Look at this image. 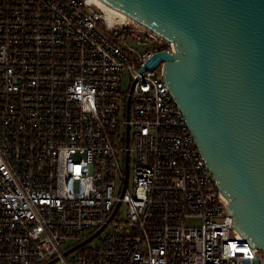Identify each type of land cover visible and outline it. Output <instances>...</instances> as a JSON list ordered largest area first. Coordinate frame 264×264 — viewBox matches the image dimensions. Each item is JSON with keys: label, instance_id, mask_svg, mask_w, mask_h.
Wrapping results in <instances>:
<instances>
[{"label": "built area", "instance_id": "obj_1", "mask_svg": "<svg viewBox=\"0 0 264 264\" xmlns=\"http://www.w3.org/2000/svg\"><path fill=\"white\" fill-rule=\"evenodd\" d=\"M165 49L93 0H0V264H262L148 67Z\"/></svg>", "mask_w": 264, "mask_h": 264}, {"label": "water", "instance_id": "obj_2", "mask_svg": "<svg viewBox=\"0 0 264 264\" xmlns=\"http://www.w3.org/2000/svg\"><path fill=\"white\" fill-rule=\"evenodd\" d=\"M103 1L174 42L148 67L164 61L235 228L264 253V0Z\"/></svg>", "mask_w": 264, "mask_h": 264}, {"label": "rangeland", "instance_id": "obj_3", "mask_svg": "<svg viewBox=\"0 0 264 264\" xmlns=\"http://www.w3.org/2000/svg\"><path fill=\"white\" fill-rule=\"evenodd\" d=\"M131 42H132L133 46L138 47L141 51L144 50L143 46L137 44L133 39H131ZM152 47H154V45H152ZM131 84H132L131 75H130V74H126V75L124 76V78H123V86H122V88H123V92L128 91V90L130 89V87H131ZM122 97H123V100H124V96H122ZM121 108H122V109H121V116H120V117H121V118H126V117H127V107H126V104H124L123 101H122V103H121ZM132 179H133V176H132V178L130 177V184H132ZM119 189H120V187H119ZM125 207H126L125 204H123L122 209L124 210ZM105 233H106V232H102L100 236H104ZM84 235H85L86 238H87V237L90 235V232H86ZM78 240H79V239H77V238H71V239H68L67 242L63 245V248H64V249H68V248H70L72 245L76 244V243L78 242ZM98 241H99V238H95V239H93V240L87 242L86 245L95 244V243H97ZM76 251H77V250H76ZM72 253L75 254V253H77V252H72ZM71 255H72V254H69V256H71Z\"/></svg>", "mask_w": 264, "mask_h": 264}, {"label": "bare ground", "instance_id": "obj_4", "mask_svg": "<svg viewBox=\"0 0 264 264\" xmlns=\"http://www.w3.org/2000/svg\"><path fill=\"white\" fill-rule=\"evenodd\" d=\"M96 2L98 5H100L102 8H104L109 14L111 18L117 19L119 21L124 20V19H129L132 18L128 14L122 12L121 10L111 6L110 4L106 3L103 0H93ZM134 19V18H132Z\"/></svg>", "mask_w": 264, "mask_h": 264}]
</instances>
